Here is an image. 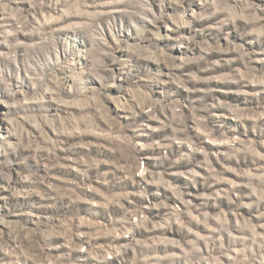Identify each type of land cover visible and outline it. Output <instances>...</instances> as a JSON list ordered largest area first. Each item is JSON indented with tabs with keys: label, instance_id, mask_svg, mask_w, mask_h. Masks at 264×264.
I'll return each mask as SVG.
<instances>
[{
	"label": "rangeland",
	"instance_id": "obj_1",
	"mask_svg": "<svg viewBox=\"0 0 264 264\" xmlns=\"http://www.w3.org/2000/svg\"><path fill=\"white\" fill-rule=\"evenodd\" d=\"M0 264H264V0H0Z\"/></svg>",
	"mask_w": 264,
	"mask_h": 264
}]
</instances>
